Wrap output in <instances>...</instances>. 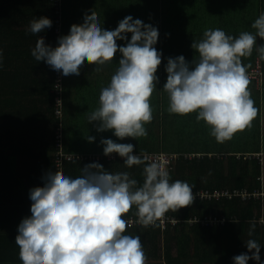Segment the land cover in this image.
Here are the masks:
<instances>
[{
	"label": "trees",
	"instance_id": "16d2710c",
	"mask_svg": "<svg viewBox=\"0 0 264 264\" xmlns=\"http://www.w3.org/2000/svg\"><path fill=\"white\" fill-rule=\"evenodd\" d=\"M56 1L60 6L59 13L56 12ZM186 4L196 8H215V5L224 4L226 17L223 25L226 23V28L236 26L241 32L253 34L255 29L251 28V24L264 12V0H222L221 4L218 0H0V129L8 131L6 142L11 149L6 151V146L0 149V186L11 189L2 181H12V173L18 170L19 165L20 174L26 175L33 183L24 193L18 189L6 193L9 203L17 206L10 211L12 225L7 231H15L16 235L13 234L12 238L14 247L5 239L0 243V263L23 264L15 243L18 226L24 218L31 216L33 202L30 190L43 187L49 171H60L77 178L82 175L84 166L95 162L112 174L128 172L130 178L137 180V187L144 182V164L129 168L117 153H113L118 155L117 159L96 161L94 153L97 150L92 143L77 135L90 131L87 116L99 107L100 86L110 83L122 55L117 52L113 60L104 65L85 61L80 75L62 74V81L51 66L45 61L38 62L31 55L39 38H43L46 45L57 47L59 38L68 35L71 26L77 24L75 19L80 13L75 11L89 15L97 10L101 17H98L101 19L100 26L105 30H115L120 21L116 26L115 20L129 15L134 20L140 19L144 24L153 25L159 31L154 47L162 52V63L156 73L159 80L150 97L153 119L145 125L147 136L120 140L109 130L108 139L133 144L134 150H139L133 152L134 155L168 153L173 158L168 170L170 182L181 180L194 186L193 203L175 212L169 210L165 214L168 218L165 229L161 224L162 218L154 226L143 227L136 223L133 207L122 217L133 221L132 225L126 226L125 234L140 236L147 255L146 264H154V261L161 264H234L235 256L252 255L246 246L248 239L260 244V261L250 259L248 264H264V182L260 179L264 175V60L259 59L256 51L264 40L257 37L252 55L242 57L244 65L254 62L247 69L248 74L257 66L258 60L263 71V87H259L255 77L249 76L248 88L259 110L257 117L230 140L218 143L210 134L211 127L204 121H196L198 113L170 114L168 96L163 91L167 82L168 58L183 55L190 64L195 57L198 58V53L189 42L200 39L186 30V14L181 11ZM208 15L209 12L205 11L203 16ZM40 17L49 18L52 26L33 34L29 31L30 22ZM57 21L62 24L59 31ZM203 30H198V38ZM126 35L130 41L132 34ZM117 44L126 46V41L117 40ZM96 67L100 71H95ZM59 82L60 88L56 86ZM95 84L96 93L91 92ZM60 99L63 101V116L55 112ZM187 120L193 121L187 123ZM60 125L63 126L64 153L86 155L85 160H66L63 170L57 166L56 153ZM88 136V133L84 135L85 138ZM206 191L209 194L230 191L239 195L201 198ZM245 192L250 196L244 199ZM256 193H261V197L253 196ZM0 202L8 204L5 199ZM13 209L18 211L15 221L11 215ZM210 219L217 221L212 223ZM251 223H255V230L249 237Z\"/></svg>",
	"mask_w": 264,
	"mask_h": 264
},
{
	"label": "clouds",
	"instance_id": "9594fccd",
	"mask_svg": "<svg viewBox=\"0 0 264 264\" xmlns=\"http://www.w3.org/2000/svg\"><path fill=\"white\" fill-rule=\"evenodd\" d=\"M51 26L47 17L34 18L29 31L39 34ZM251 28L254 34L242 31L238 36L219 28L206 29L203 38L191 45L198 53L191 64L183 55L167 61L163 91L169 100L168 112L198 113L197 122H206L218 143L250 126L259 111L248 88L251 65H244L241 58L252 55L257 37L264 40V12ZM127 33L132 34L130 41ZM158 38L156 27L131 15L115 30H105L92 11L85 14L83 24H73L70 33L59 38V46L53 48L39 38L31 55L64 76H78L85 61L104 65L119 52L118 68L101 89L99 107L87 119L90 124L98 122L97 131L112 130L120 140L137 139L147 136L145 125L153 119L150 97L162 63V52L154 47ZM117 40L126 41V46H119ZM256 51L264 60V44ZM87 139L95 141L93 136ZM101 144L105 156L117 153L129 168L145 165L142 186L137 187L128 172L112 174L95 162L84 166L77 178L49 171L45 185L30 190L31 216L18 226L15 243L23 264H146L140 236L125 234L131 221L122 217L135 207L136 223L154 226L169 210L193 203L194 186L181 180L170 182L169 172L158 161L146 153L133 154V144L112 139H102ZM260 179L264 182V175ZM254 230L251 223L249 237ZM246 246L252 255H237L234 264L260 261V244L248 239Z\"/></svg>",
	"mask_w": 264,
	"mask_h": 264
},
{
	"label": "crops",
	"instance_id": "0c3cea01",
	"mask_svg": "<svg viewBox=\"0 0 264 264\" xmlns=\"http://www.w3.org/2000/svg\"><path fill=\"white\" fill-rule=\"evenodd\" d=\"M218 1H219V4H221L222 0H218ZM247 5H250V4H247ZM91 6H93V5H91ZM194 7L195 6H193V5L189 6V4H186V5L182 6L181 11L184 12V14H186V18H185V22H184L186 30L190 31L192 35H195L193 37H195L196 39H202L203 38V33H204V31L206 29L219 28V29L224 30L226 32V34L232 35V36H238L241 33V31H239L236 26L232 27L231 25H229V28H226V23L223 25V23L225 22V17H226L225 16L226 12H225V9H224V4H221L220 6L219 5H215V8L208 6V7H205V8H202V7L196 8L195 7V9H194ZM205 11L209 12V15L207 17L203 16ZM75 12L80 13V15H78L76 17V19H75L76 23L78 25L79 24H83L84 23V17H85L84 15L86 13L82 12V11H75ZM94 12L97 14V17H100L99 16V11L94 10ZM91 13H92V11H91ZM91 13H89V15H91ZM199 14H201V15H199ZM227 15H230V14H227ZM100 18H98V21H99ZM124 18H125L124 16L120 17V19H117V18L114 17V19H117V20H115L116 24L115 23L114 24L117 26L118 21L119 20L121 21ZM99 24H100V22H99ZM222 25H223V27H222ZM202 28H204V30L202 31L201 37L198 38L200 36V35H198L199 34L198 30H201ZM189 43L192 44L193 41H190ZM241 61H242V58H241ZM253 65H254V62L252 63L251 67ZM91 75H95V74L93 72H91ZM96 86L97 85L95 84V87H93L91 89V92H94V93L97 92ZM106 86H108V85L102 84L100 86V88L102 89L103 87H106ZM189 121H193V120H187V123H189ZM1 123L2 122L0 121V124ZM97 124H98V122H93V123L90 124V128H89V130H91V133H89V135L95 137V141L91 142L92 143V147L97 150L94 153V154H96L95 155L96 156L95 160L96 161H100V160H103L105 158L110 160L112 158L111 157L112 154L110 156H105L104 152H103L104 145L101 144V140L102 139H108L109 130L106 131V132L97 131ZM0 131H1L0 132V149H1V146L5 147L7 145L6 141L8 139V131H4L2 129H0ZM210 131H209V133H210ZM262 136L264 137V120H262ZM81 139H87V138L83 137ZM5 149H6V151L11 150V149L6 148V147H5ZM136 150H138V149H136ZM136 150H134V152ZM190 155H192V154H190ZM260 155L258 157H261ZM19 163H22L21 159H19ZM20 169H21V166L19 165L18 166V170H16L15 173H12V175H14V177L11 176V177H13L12 181H10V180L2 181L6 185H10L11 189H5V188H2L0 186V201L4 200V199L8 201V204H5V205L1 204V202H0V237H1L0 243H2L3 239H5L13 247L15 245L12 244V238H14L13 234L16 235V232L12 231V232L8 233L7 230H8V227H10L12 225V222L10 220V217H11L10 216V211H11L12 207L13 208H17V206L16 205H12L11 203H9V200L6 197L7 196L6 193L10 192L11 190H13L12 192H15V189H18L19 191L24 193L25 191L28 190V187H30L33 184L30 181V178H28L26 175L20 174ZM1 175H5V174H1ZM18 199H19V196L17 195V200ZM3 208H6L5 211H4L5 214H3ZM17 212L18 211L13 209V214H11L13 216V220L14 221L17 219V214H18ZM14 221H13V223H14ZM13 253L16 254L15 250H14ZM0 264H3V263H0ZM12 264H14V263H12Z\"/></svg>",
	"mask_w": 264,
	"mask_h": 264
},
{
	"label": "built area",
	"instance_id": "2783aa9c",
	"mask_svg": "<svg viewBox=\"0 0 264 264\" xmlns=\"http://www.w3.org/2000/svg\"><path fill=\"white\" fill-rule=\"evenodd\" d=\"M60 1V0H58ZM56 12L59 13L60 12V6L58 4V2L56 1ZM60 27H62V24H60V21H57V30H60ZM57 46H58V41H57ZM55 74L57 76V78H59V80L62 81V71H56L55 70ZM250 77H255L257 79V81L259 82V87H263L261 86V82H263V77H261V75H263V71L261 70V66H260V62L258 60V64L255 68L252 69V71L248 74ZM58 88L61 87V83H57ZM59 107H57V112L58 114H60L61 116H63V101L62 99H60L59 101ZM64 134H63V126H59L58 131H57V136H56V153H57V166L60 170H63V165L64 162L66 160H74V159H79V160H85L86 159V155L84 154H70V153H64L63 148H64ZM117 154H112V158L111 159H117ZM149 156L152 158V160L158 161L163 168L168 171L173 158L171 155H169L168 153H151L149 154ZM120 159H123L122 157H120ZM232 195H239V193H231L230 191H223V192H219V191H215L213 194H209L207 191L203 192V194L201 195V198H210V197H215V198H220L222 196H232ZM261 193H256L253 194V196L260 198L261 197ZM250 196V194H247L246 192L243 194V198L245 199L246 197ZM264 196V194H263ZM210 222H214L217 221L216 219H210ZM168 222V218L164 215L162 217L161 220V224L163 226V228L165 229L166 224ZM131 225L133 224V221H131L130 223Z\"/></svg>",
	"mask_w": 264,
	"mask_h": 264
},
{
	"label": "rangeland",
	"instance_id": "374dc122",
	"mask_svg": "<svg viewBox=\"0 0 264 264\" xmlns=\"http://www.w3.org/2000/svg\"><path fill=\"white\" fill-rule=\"evenodd\" d=\"M106 131H108V130H106ZM106 131H103V132H106ZM86 133H88V134L91 133V130L87 131ZM86 133H80V134H77V135H80V137L83 138ZM6 148H9V146L6 145ZM154 264H161V263H160V261H154Z\"/></svg>",
	"mask_w": 264,
	"mask_h": 264
}]
</instances>
